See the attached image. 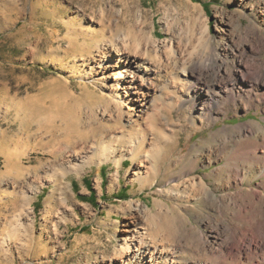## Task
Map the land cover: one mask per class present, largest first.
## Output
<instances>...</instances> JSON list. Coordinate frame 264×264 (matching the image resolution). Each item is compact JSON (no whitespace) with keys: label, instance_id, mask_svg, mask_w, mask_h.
<instances>
[{"label":"rangeland","instance_id":"374dc122","mask_svg":"<svg viewBox=\"0 0 264 264\" xmlns=\"http://www.w3.org/2000/svg\"><path fill=\"white\" fill-rule=\"evenodd\" d=\"M115 42L141 56L139 79L156 69L143 114L117 87ZM100 122L126 135L108 155L82 148ZM257 122L264 0H0V264H222L220 243L250 225L239 212L264 208L245 192L263 178L217 177ZM137 131L151 153L141 161ZM164 138L175 150L158 159ZM137 231L144 262L140 237L126 245Z\"/></svg>","mask_w":264,"mask_h":264},{"label":"bare ground","instance_id":"6f19581e","mask_svg":"<svg viewBox=\"0 0 264 264\" xmlns=\"http://www.w3.org/2000/svg\"><path fill=\"white\" fill-rule=\"evenodd\" d=\"M110 52H111L110 56L111 55L116 56L115 58L118 62H122L123 64H125V69H122V71L120 70L118 72L119 74V77H118L119 79L117 82L118 89L120 88L124 91L126 101L132 100L134 101L136 107L138 106L136 110L134 108L136 115L143 114L145 111L147 112V109L149 110V108H151V106L148 103L150 101L149 97L152 96L153 91H155L156 89L154 87L155 85V82H154L155 75L154 74H155L156 69L154 68L153 65L143 66V69L146 71V73H143L141 78L139 79V74L142 73L139 63L142 58L138 52L133 53L130 47L128 48L124 45L122 47L119 45V43H116V42H115L114 49ZM109 65H111L109 58H107V60L102 61L100 63V67L102 68L103 67L107 68L109 67ZM127 67L130 68L128 69V71H127ZM129 70H131V72ZM124 72H126V74H124ZM145 74H147V77H145ZM127 77H131V78L128 79ZM260 79L261 78L259 79L257 78V81L254 82V86L256 87L255 90L257 89V87L260 86V83H259ZM232 90L235 92L234 95L238 94L237 96H241V94L238 93V91H235V89H232ZM217 93L219 94V91H217L215 88H213V90L211 91L208 90L206 92L209 98L214 100L216 103L220 99L217 97L218 95ZM117 97L119 98L120 102H123L122 101L123 97L121 96V92L119 91L117 92ZM242 97L246 98L247 102L250 103L251 97H249V94L242 93ZM113 101H114V97H112L111 100L107 104H104L103 106L104 112L115 111L114 108L111 107ZM195 101L197 104L198 100L195 99ZM118 110H120L119 114L123 116L121 107ZM255 125L259 127L257 128V134L252 135V137L250 138H247L246 140L247 144L244 146L243 149L239 148L235 150L226 151L228 153L227 162L225 166L221 167V169L217 171V174H218L217 177L219 175L221 176L225 174L226 179L225 178L223 179L225 180L228 179L229 182L231 181V178L234 177L239 186H243L246 183L251 184L254 180L258 178H263L262 179V185H263L262 189H257L255 187H251L250 191L245 189L246 190L245 192L249 193V195L252 198L253 197L256 198L255 200L263 205L264 204V189H263L264 188V125L260 122L255 123ZM86 131H85L86 133L84 132L86 134L85 135L86 142H82V146H83L82 148H84L85 150V148H87L92 141L93 143L90 146L96 145V150L93 153L102 151L104 155H108L110 152L114 151L116 149V143L120 141L121 138H125L126 136V135H122V136L112 135V127L105 123H101V122L97 127L95 126L90 127ZM140 131L135 132L136 135L141 133L138 140H131L132 143H135L137 145L131 151V159L133 161H138V160L141 161V157L144 153L146 156H149V157L151 156V153L149 154L143 150V145L146 142L147 138L145 134H143L142 136V132ZM166 139L167 138L160 140V142L163 143V145H158L157 150L155 149L157 151L156 157L158 159H163L164 157L166 156L168 157V155L174 153L175 147L171 145V143ZM78 142H75V143H78ZM75 143L72 145L76 147ZM77 145L81 146V142H79ZM75 153H76V150L73 152V154ZM93 156L94 154L88 155V159L92 160ZM199 186H200V189H203L204 191L209 192V188L205 183L204 184L200 183ZM242 210L244 212L243 213L239 212L241 214H240V218L238 219L241 220L242 222V220L245 218V215L247 214L249 215L250 225L237 226L235 228L236 232H233V235H232L233 240L230 237L232 241L228 240V242L224 241L220 243L219 245V247L221 248L219 249L221 250V254L219 255L220 261H222V264H227V261L229 259H232L234 263H239V264L243 263L244 260H247L249 264H253V263L254 264L255 263L264 264V208L258 211L257 216L249 214L251 212L248 211V208L243 207ZM134 236L135 237L137 236V238L138 237L141 238V241L140 242L138 241L139 243L136 246L135 250H136V253H140L139 258L142 259V262H144L146 258L145 256L146 253L142 249L143 248L142 244H145L144 243L145 236L142 235V232L137 231L136 233H134L133 238H131V240L126 242L127 248H131V245L136 240ZM156 250L161 253H164V252L166 253V251H168V248L166 246L165 247L163 246L161 248L154 247V249L150 251L151 257L155 255Z\"/></svg>","mask_w":264,"mask_h":264},{"label":"trees","instance_id":"16d2710c","mask_svg":"<svg viewBox=\"0 0 264 264\" xmlns=\"http://www.w3.org/2000/svg\"><path fill=\"white\" fill-rule=\"evenodd\" d=\"M202 2V1H201ZM204 7L207 9L209 7V3L207 4L206 2L203 3ZM94 197V196H93ZM93 197H91V199H93Z\"/></svg>","mask_w":264,"mask_h":264}]
</instances>
